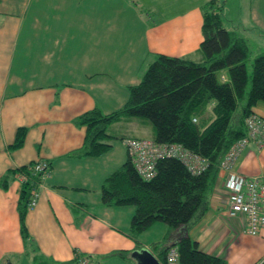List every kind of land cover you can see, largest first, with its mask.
<instances>
[{
	"label": "crops",
	"instance_id": "1",
	"mask_svg": "<svg viewBox=\"0 0 264 264\" xmlns=\"http://www.w3.org/2000/svg\"><path fill=\"white\" fill-rule=\"evenodd\" d=\"M139 1L158 12L154 21L139 9ZM151 1L0 0V180L7 170L36 160L51 167L49 178L38 187L36 206L26 215L32 259L36 254L51 264H74L78 253L96 264H136L132 252L145 248L163 264L153 246L164 249L174 243V232L154 224L164 227L161 237L151 236V226L135 238L137 245L129 231L134 208L100 202L103 180L126 160L121 140L154 137L145 120L122 119L114 123L117 132L111 131L114 124L109 127L106 142L118 140L120 156H114L112 146L98 157L72 155L85 138V128L73 120L94 108L102 114L120 109L128 87L141 80L156 54L201 60L200 7L208 0L187 5ZM223 26L243 37L254 55L264 52V0H224ZM81 48L90 56L80 64L69 62H75L74 52ZM55 61L64 68L60 75L50 71ZM29 67L39 69L27 75ZM37 75L43 83L33 85L29 79L25 84L26 76ZM212 106L206 121L213 119ZM251 111L264 119L263 102ZM18 128L26 129L23 145L10 150ZM234 170L264 183V144L259 148L250 142ZM224 179L218 172L205 213L186 226L184 234L226 264H263L264 229L248 235L237 221L225 217ZM19 189L15 178L6 191L0 186V264H13L26 252L16 211Z\"/></svg>",
	"mask_w": 264,
	"mask_h": 264
},
{
	"label": "trees",
	"instance_id": "2",
	"mask_svg": "<svg viewBox=\"0 0 264 264\" xmlns=\"http://www.w3.org/2000/svg\"><path fill=\"white\" fill-rule=\"evenodd\" d=\"M200 10L199 62L156 54L141 80L128 87V98L120 109L102 114L94 108L73 120L74 125L85 128L83 146L73 152L75 156L105 154L111 148L106 142L109 127L122 119H140L151 124L157 144L178 143L207 160L206 168L193 174L176 158L158 159L154 176L143 179L126 157L100 186L102 205L134 208L129 228L134 240L154 223L175 233L172 246H153L163 264L170 247L177 250V264H226L223 258L202 252L184 234L185 227L205 213L222 157L245 135V118L252 107L264 103V52L254 55L243 37L223 26L224 0H208ZM211 103L213 119L206 121ZM25 135L26 129L18 128L9 148H20ZM17 173L28 175V181L20 185L16 211L21 239L33 253L26 215L31 181L36 177L22 166L7 170L0 186L6 191Z\"/></svg>",
	"mask_w": 264,
	"mask_h": 264
},
{
	"label": "built area",
	"instance_id": "3",
	"mask_svg": "<svg viewBox=\"0 0 264 264\" xmlns=\"http://www.w3.org/2000/svg\"><path fill=\"white\" fill-rule=\"evenodd\" d=\"M193 122L196 119L193 118ZM245 135L234 142L222 157L218 171L225 174L223 182L227 193L226 209L224 215L228 219L237 221L240 230L248 235H257L264 229V183L257 177H245L234 170L238 157L246 150L250 142L257 147L264 144V119L254 113L245 118ZM127 157L143 179L154 176L155 163L162 158H176L181 161L193 174L203 171L207 160L185 149L181 144H155L154 140L137 141L136 138H125L122 141ZM31 170L40 173L41 178L49 176L48 164L38 161ZM46 171V175L42 171ZM20 182L27 180L26 175H18ZM37 186L30 192L28 209H32L38 197ZM177 250L170 248L166 255L165 264H177ZM75 264H96L86 255L76 254Z\"/></svg>",
	"mask_w": 264,
	"mask_h": 264
},
{
	"label": "rangeland",
	"instance_id": "4",
	"mask_svg": "<svg viewBox=\"0 0 264 264\" xmlns=\"http://www.w3.org/2000/svg\"><path fill=\"white\" fill-rule=\"evenodd\" d=\"M155 0H152L151 2H149V3H153ZM169 1H174V2H177L178 4H185V5H187L188 3H190L192 0H169ZM43 5H48V1H42L41 2ZM139 3V9L141 10V11H143L144 12V14H147V16H149V17H152V19H148L149 21H154L155 19H156V17H157V15H158V12H156V11H154V10H149V9H147V4L146 3H143V2H138ZM34 5H35V3H34ZM145 19H147V17H144ZM75 53V55H76V57H74V61L75 62H73V61H69V62H72V63H82L84 60H86L87 59V57L88 56H90V53H89V51L86 49V48H81V50H79L78 52H74ZM151 61V59L148 61V62H146V64H145V67H146V65L149 63ZM251 63V62H250ZM250 63L248 64V66H247V68H248V74H250V69H251V66H250ZM39 68H35V70H32V69H30V67H29V69H28V71H27V75H30V74H32L34 71H37ZM43 69V68H42ZM63 70H64V68L62 67V66H60V63L59 62H54V66L50 69V71L51 72H53V73H55V74H58V75H60L62 72H63ZM73 76L75 77V74H73ZM69 77H71V76H69ZM221 78H224L223 76L221 77ZM29 79H31V81H32V84L33 85H39V84H41V83H43L44 82V79H43V77H41V76H34V77H32V76H26V82H25V84H27L28 83V81H29ZM69 80H71V81H73V78H69ZM53 81V82H52ZM51 82L52 83H56V81L55 80H51ZM46 83H50V82H46ZM44 85V84H43ZM146 122H147V124L151 127V129H152V131H153V135H154V129H153V127L151 126V124L147 121V120H145ZM122 125H124V123H121ZM149 126H147V127H149ZM111 131L112 132H117L118 131V125H113L112 126V129H111ZM141 131H143V129H140L139 130V132H141ZM119 133V132H118ZM124 139V138H123ZM123 139L121 140V143H122V141H123ZM111 146H112V152H113V154H114V156L115 157H117V156H120L122 153V147H121V144H120V142L118 141V140H111ZM10 150H12V149H10ZM124 152V151H123ZM122 161V160H121ZM119 162V164H117L116 166H115V168L116 167H118L119 165H121L123 162ZM114 163H116L115 161H113V164ZM154 224H159V225H161V226H163V224L162 223H154ZM153 224V225H154ZM152 225V226H153ZM162 228H164V227H157V226H153L151 229H150V234H151V236L152 237H155L156 235H160L159 237H161V235H162ZM32 256V253L28 250V249H26V252H25V255L22 257V258H18V259H14L12 262H13V264H51L50 262H48V261H44V260H41L40 258H38V257H36L35 259H32V258H30ZM263 264H264V262H263Z\"/></svg>",
	"mask_w": 264,
	"mask_h": 264
},
{
	"label": "water",
	"instance_id": "5",
	"mask_svg": "<svg viewBox=\"0 0 264 264\" xmlns=\"http://www.w3.org/2000/svg\"><path fill=\"white\" fill-rule=\"evenodd\" d=\"M131 257L136 264H161L157 258L147 249L142 248L132 252Z\"/></svg>",
	"mask_w": 264,
	"mask_h": 264
},
{
	"label": "bare ground",
	"instance_id": "6",
	"mask_svg": "<svg viewBox=\"0 0 264 264\" xmlns=\"http://www.w3.org/2000/svg\"><path fill=\"white\" fill-rule=\"evenodd\" d=\"M128 139H129V138H128ZM149 139H151V138H137V137H136V140H137V141H149ZM151 140H154V139L152 138ZM154 143L157 144L155 141H154ZM157 145H159V144H157ZM40 161H45V160H40ZM50 169H51V168H50ZM42 173H43L44 175L47 174L45 170H43Z\"/></svg>",
	"mask_w": 264,
	"mask_h": 264
}]
</instances>
